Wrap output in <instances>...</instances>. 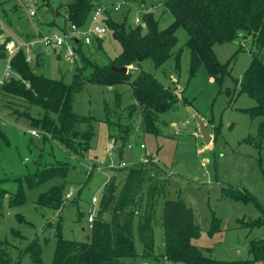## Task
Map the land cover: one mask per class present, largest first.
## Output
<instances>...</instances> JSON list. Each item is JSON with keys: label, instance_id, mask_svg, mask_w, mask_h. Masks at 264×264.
Wrapping results in <instances>:
<instances>
[{"label": "rangeland", "instance_id": "374dc122", "mask_svg": "<svg viewBox=\"0 0 264 264\" xmlns=\"http://www.w3.org/2000/svg\"><path fill=\"white\" fill-rule=\"evenodd\" d=\"M68 1L71 0H50L46 7L40 0H0L1 40L9 38L5 42L6 57L0 59V80L7 60L17 53L9 56L7 43L19 41L21 37L36 41L43 36H61L64 31L68 32L64 11L59 7ZM163 1L98 0L96 9H106L102 13L104 19L109 17L121 22L126 17L134 26L139 25L135 19H141L143 12L153 11L159 28L165 29L173 18L163 7ZM117 5L119 10H112ZM31 10L34 16H30ZM175 35L177 43L172 51H181L179 69L174 56L160 67L150 59L128 67L132 78L146 73L162 87L171 89L177 98L171 109L158 114L155 133L143 130L141 112L133 108L135 100L128 85L105 87L84 83L73 97L71 111L92 116L96 122L90 147L76 157L66 152L57 140L43 136L38 128L30 126L26 115L41 119L42 110L7 102L0 93V186L8 191L0 216V248L8 254L11 264H30L28 248L33 242L38 245L41 264H52L58 238L86 242L91 228L87 217L91 210L96 216L107 182H113L119 191L126 170L140 164L144 157L149 159L145 167L151 169L150 181L165 182L164 197L181 199L192 211L198 237L191 242L201 248L202 255L224 261L245 260L250 257L249 248L253 243L264 246V149H256L246 142L257 136L264 117L252 118L247 113L246 109L255 102L246 93L239 94L235 83L241 80L256 48L249 38L216 43L213 52L218 62L225 65L230 61L227 73L216 82L203 65L191 73L186 32L180 28ZM43 49L39 44L34 46L31 67L37 74L70 84L76 69L81 67L78 57L74 55L68 60L62 50ZM81 51L90 62L104 66L121 47L107 30L103 38L94 39ZM45 52L49 53L44 55ZM260 54L264 60V49ZM195 116L204 123L211 137L209 144L204 143ZM106 121L115 127L117 136L122 128L121 133L127 138L122 146L118 144L110 152ZM31 130L39 136H32ZM141 143L146 146L145 150H139ZM128 145L132 147L128 149ZM121 163L127 164V168H119ZM58 166L67 169L63 182L57 178L39 188L27 187V180H35L39 171ZM62 183L64 194L59 209L37 204L40 193ZM149 183L144 185L142 197L152 188L153 184ZM19 187L24 189L25 200L21 205H14L12 201ZM230 193L240 197L234 199ZM93 197L98 200L94 206ZM144 203L142 199L140 212ZM160 216L159 206L152 224L156 256L145 261L140 257L137 259L140 264H167L158 256L163 245ZM103 218L108 219V215L104 214ZM136 223L137 219L134 228ZM134 245L137 253H141L136 234ZM255 264H264V260Z\"/></svg>", "mask_w": 264, "mask_h": 264}, {"label": "trees", "instance_id": "16d2710c", "mask_svg": "<svg viewBox=\"0 0 264 264\" xmlns=\"http://www.w3.org/2000/svg\"><path fill=\"white\" fill-rule=\"evenodd\" d=\"M40 1L46 7L49 6L50 0ZM97 1L71 0L59 7L64 11V20L68 26L83 28L89 23L97 7ZM162 5L173 18V22L165 29L159 28V20L153 11L143 12L140 24L137 26L131 25L134 22L130 24L126 17L121 22L109 17L103 20L107 30L111 31L112 38L121 47V51L109 59L104 66L90 62L81 51L86 45L74 40V52L81 67L76 69L70 84L37 74L35 68L30 65L34 59L31 63H26L24 51L18 50L10 59L12 77L9 76L10 78L5 80L1 87L2 98L7 102L42 110L41 119H34L30 114L26 115L30 126L38 128L43 136L54 138L66 152L78 157L81 156V152L87 151L93 141L96 119L73 113L71 111L73 97L82 89L84 83L105 87L126 84L135 100L133 108H138L137 110L141 112L143 130L147 133H155L158 114L171 109L177 98L171 89L162 87L146 73L141 72L132 78L131 69L128 67L138 65L145 59H150L156 67H160L174 56L176 68L179 69L181 51L174 53L172 50L177 43L175 33L181 28L187 35L185 45L191 56V73L193 74L200 65H203L208 75L216 82L223 79L230 61L225 65L220 64L214 55L213 46L216 43L233 42L239 37L251 39L256 50L251 53L252 60L241 80L235 83L239 87V94L244 92L255 102L253 107L246 109L247 113L252 118L264 117V60L260 54L264 49V0H164ZM58 10H55V14H58ZM141 24H144V27ZM1 36L0 30V41ZM7 41L8 39H5L3 43L0 42V59L6 57L5 42ZM112 67H126L127 73L116 72L111 69ZM107 123L109 138L116 139L119 146H122L125 139V135L121 133L122 128L121 131L118 130L117 136L115 127ZM246 142L256 149H264V121L259 124L257 136L246 139ZM145 166L140 163L127 169L124 183L119 191L113 182H107L87 241L77 242L58 238L52 264H128L127 262L140 264L137 262L140 257L143 261L147 258H155L156 245L152 224L159 206L163 245L162 252L158 256L167 262L255 264L260 259L264 260V249L262 245L256 243L249 248L250 257L245 260L224 261L202 255L201 248L191 242L198 237V229L193 224L192 211L181 199H166L163 194L165 182L150 181L151 169ZM66 172V167L62 166L43 169L37 173L35 180H27L29 185L27 187L39 188L57 178L63 182ZM147 182L153 185L142 197ZM7 192L0 186V216ZM24 194V189L19 187L12 204L21 205L25 200ZM63 194V183L51 186L38 195L37 204L57 210L62 205ZM232 195L234 194L230 193V196ZM239 197L234 195L233 198ZM245 197L250 199L249 196ZM142 199L145 203L140 212ZM120 213H123L122 223L119 219ZM104 214L108 215V219L103 218ZM135 219L137 223L134 228ZM134 230L142 246L141 253H137L135 249ZM36 245L33 242L28 248L30 264H41L40 252ZM1 250L0 248V264H11L8 254Z\"/></svg>", "mask_w": 264, "mask_h": 264}, {"label": "built area", "instance_id": "2783aa9c", "mask_svg": "<svg viewBox=\"0 0 264 264\" xmlns=\"http://www.w3.org/2000/svg\"><path fill=\"white\" fill-rule=\"evenodd\" d=\"M104 7H98L96 10L93 11L89 23L83 27V28H78L74 25H69L68 26V32H63V35L58 36V35H51V36H43L41 39L36 40V41H30V42H9L7 43V53L8 55H12L15 51H18L22 49L25 54V62L26 63H31L34 59V46L36 44H39L42 48L44 49H50V50H62V53L64 57L68 60L72 59L75 55L74 52V40L81 42L83 45H89L91 41L94 38H103L106 33H107V28L103 24L104 18H102V13L106 11L104 10ZM114 11L119 10V6H114L113 9ZM30 16H34L33 11H30ZM135 22L140 24V19L136 18ZM142 27H144V24H141ZM3 43V39L0 41ZM10 58L6 62V69L4 72L3 77L0 80V84H2L5 80H7L10 76ZM30 134L34 137L39 136L38 132L35 130L29 131ZM118 146V143L114 140L111 139L109 146H108V151H113L116 149ZM132 146L128 145L127 148L130 149ZM140 150H145V145L140 144L139 145ZM142 165H147L149 163V159L147 157H144L140 159V162ZM127 164L121 163L119 165V168H127ZM98 203V200L93 197L92 198V204L93 206ZM95 220V214L93 210L89 212V215L87 217V222L91 225ZM91 227V226H90ZM167 264H171L170 262H167Z\"/></svg>", "mask_w": 264, "mask_h": 264}, {"label": "water", "instance_id": "95a60500", "mask_svg": "<svg viewBox=\"0 0 264 264\" xmlns=\"http://www.w3.org/2000/svg\"><path fill=\"white\" fill-rule=\"evenodd\" d=\"M59 57H57L58 59ZM112 70L116 71V72H119V73H127V68L126 67H122V68H114L112 67L111 68ZM196 119H197V123H198V127H199V132L201 133L202 135V138H203V141L205 144H209L211 142V137L209 135V133L206 131V127L204 125V123L202 122V120L195 116ZM119 219H120V222L122 223V220H123V213H120L119 214ZM263 249H264V246H262Z\"/></svg>", "mask_w": 264, "mask_h": 264}, {"label": "crops", "instance_id": "0c3cea01", "mask_svg": "<svg viewBox=\"0 0 264 264\" xmlns=\"http://www.w3.org/2000/svg\"><path fill=\"white\" fill-rule=\"evenodd\" d=\"M8 38V37H7ZM9 39V38H8ZM9 41H11V40H9ZM13 41V40H12ZM30 41H34V40H27V39H25V37H21V38H19V41H13V42H30ZM35 47H36V45H35ZM44 50V49H43ZM45 51V50H44ZM51 51V50H50ZM53 51V50H52ZM54 52V51H53ZM47 53H49V52H45L44 53V55H46ZM57 57H59V55H57ZM58 60H59V58H58ZM141 144H143V143H141ZM140 145V144H139ZM139 148V147H138ZM145 148H146V146H145ZM140 150V149H139ZM202 163V162H201ZM204 164H205V162H203ZM91 202H92V200H91Z\"/></svg>", "mask_w": 264, "mask_h": 264}]
</instances>
